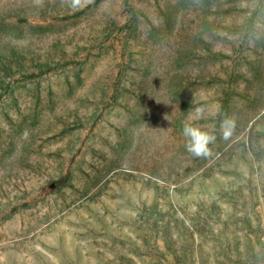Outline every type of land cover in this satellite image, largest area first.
<instances>
[{
	"label": "rangeland",
	"instance_id": "374dc122",
	"mask_svg": "<svg viewBox=\"0 0 264 264\" xmlns=\"http://www.w3.org/2000/svg\"><path fill=\"white\" fill-rule=\"evenodd\" d=\"M0 264H264V0H0Z\"/></svg>",
	"mask_w": 264,
	"mask_h": 264
},
{
	"label": "clouds",
	"instance_id": "9594fccd",
	"mask_svg": "<svg viewBox=\"0 0 264 264\" xmlns=\"http://www.w3.org/2000/svg\"><path fill=\"white\" fill-rule=\"evenodd\" d=\"M62 3L71 10H78L85 7L88 0H62ZM221 127L223 129V136L227 139L228 136L231 135L233 124L231 121L225 120L222 122ZM181 134L185 138V148L187 152L193 157L202 158L211 154L209 145L215 142L216 137L214 135L202 130L192 123H185L182 127Z\"/></svg>",
	"mask_w": 264,
	"mask_h": 264
}]
</instances>
